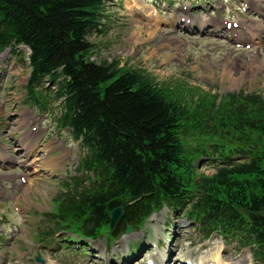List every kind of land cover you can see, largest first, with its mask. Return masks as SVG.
<instances>
[{
    "label": "trees",
    "instance_id": "1",
    "mask_svg": "<svg viewBox=\"0 0 264 264\" xmlns=\"http://www.w3.org/2000/svg\"><path fill=\"white\" fill-rule=\"evenodd\" d=\"M104 1L0 0V50L30 46L31 98L46 107L34 85L58 82L59 124L88 147L81 165L94 177L55 199L57 230L97 238L110 234L115 206L125 209L119 226H140L168 205L207 233L255 243L264 261V94L197 95L91 60ZM205 155L220 160L211 175L198 171Z\"/></svg>",
    "mask_w": 264,
    "mask_h": 264
},
{
    "label": "rangeland",
    "instance_id": "2",
    "mask_svg": "<svg viewBox=\"0 0 264 264\" xmlns=\"http://www.w3.org/2000/svg\"><path fill=\"white\" fill-rule=\"evenodd\" d=\"M132 1L137 6H133ZM174 2L175 6L180 4L177 0ZM153 5L157 7L161 16L157 15ZM262 5L264 6V2ZM172 9L162 7L161 0H108L102 11V24L98 27L101 31L94 28L88 33V39L96 48L93 59L99 63L118 60L120 66L144 69L155 77L158 83L186 88L189 92L196 91L199 87L210 94L225 95L240 90L264 94V67L250 72L251 74H248L246 70L249 65L255 67L264 62V48L260 54L254 55L249 51L234 50L232 45L220 39L184 34L174 25L160 22L170 21ZM180 13L183 14V8ZM156 21L159 23L155 24ZM257 23L264 29V7L262 14L257 17ZM262 35L264 36V33ZM18 51L16 52L18 55H15L7 50L0 57V122H3V135L11 145L13 140L10 136L18 135L13 132L22 131L28 121L16 118L17 98L26 94L28 79L26 63L29 54L25 46H20ZM239 62L242 63L240 66L243 73L236 70ZM225 65L228 71H232L234 79L229 80L226 73L223 74L222 68ZM48 86L54 93L57 91L56 85L48 84ZM61 102L62 99L58 103L55 101L51 104L50 114H59L58 105ZM65 132H68V129L63 131V134ZM71 140L73 145H70L67 153L60 150L53 155L60 160L57 169L59 167L62 169L58 173L66 172L68 177L77 174L79 158L85 151L82 143L73 138ZM200 170L208 173L214 171L212 164L206 162ZM32 181L34 184H27L22 190L15 189L14 183L7 181L6 178L0 181V230L2 233H0V248L7 254L5 264L13 260L17 253L23 255L28 246L34 247V244L40 240L37 234L42 229L23 225L22 218L20 219L14 213L15 196L26 206L32 204L39 206L38 210L47 212L52 209V200L61 190V185L56 179L35 176ZM129 237L134 240L143 239L146 243L150 240L167 238L177 243L182 239L181 251L173 246L176 252H189L193 258L206 260L210 258L207 255L210 250H206L211 246L210 242L200 244L201 235L190 220L168 208L154 214V219L148 221L144 230L134 231ZM212 239L222 244L225 250L223 253L225 263L253 264V261L248 260L250 254L248 248L242 249L236 245L235 241H226L220 235ZM120 240L109 252L110 257L116 252L126 251L133 244L132 241L129 245L128 240ZM13 241L16 245L11 246ZM97 247L104 248L102 242H97Z\"/></svg>",
    "mask_w": 264,
    "mask_h": 264
},
{
    "label": "bare ground",
    "instance_id": "3",
    "mask_svg": "<svg viewBox=\"0 0 264 264\" xmlns=\"http://www.w3.org/2000/svg\"><path fill=\"white\" fill-rule=\"evenodd\" d=\"M153 29H155V28H153ZM153 31H155V30H153ZM232 64H234V63H232ZM242 63L241 62H239V63H237V65H238V67H236V70L238 71V72H240V73H243V72H241V65ZM261 67H264V62H261V63H259L257 66H255V67H253L252 65H249L247 68H246V70H247V73L248 74H251L252 72H255V70H258L259 68H261ZM251 72V73H250ZM227 75V76H226ZM226 77L230 80V79H234V75H233V73H232V71L230 70V71H227L226 72ZM57 162H58V160H57ZM49 163L50 164H52L53 163V160H50L49 161ZM52 166H55V164H52ZM154 218V217H153ZM221 248H222V246H221V244H216L215 245V247H214V249L213 250H211L210 251V254L212 255V259H211V261H212V264H225V262H224V259H223V257H222V255H221ZM202 263V262H201Z\"/></svg>",
    "mask_w": 264,
    "mask_h": 264
},
{
    "label": "water",
    "instance_id": "4",
    "mask_svg": "<svg viewBox=\"0 0 264 264\" xmlns=\"http://www.w3.org/2000/svg\"><path fill=\"white\" fill-rule=\"evenodd\" d=\"M121 211H122V208L121 207H118V208L114 209L113 215H112V223L113 224L116 222V220L120 216Z\"/></svg>",
    "mask_w": 264,
    "mask_h": 264
}]
</instances>
